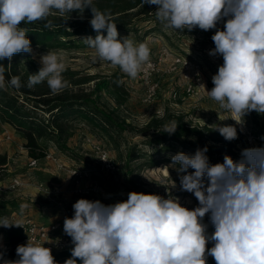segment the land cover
Returning <instances> with one entry per match:
<instances>
[{"label":"clouds","instance_id":"clouds-1","mask_svg":"<svg viewBox=\"0 0 264 264\" xmlns=\"http://www.w3.org/2000/svg\"><path fill=\"white\" fill-rule=\"evenodd\" d=\"M145 4L156 6V18L166 29L215 30V47L208 55L222 57L223 63L212 76L211 90L200 87L227 114L224 120L235 121L217 124L214 130L226 141L238 139L237 126L244 131L247 115H264V0H142ZM85 9L91 10L89 23L96 36L83 41L96 59L136 79L150 60V48L128 36L119 38L112 15L98 10L93 0H0V61L33 54L22 24L43 21L51 29L50 16L59 13L66 23L71 13L82 15ZM39 63L38 72L28 77V88L46 82L55 95L68 87L66 63L58 53L40 54ZM10 67L0 63V90L24 86L19 76L6 80ZM161 127L171 136L178 121ZM208 150L205 145L191 155L178 152L166 166L176 170L180 191L194 195L195 208L183 206L170 191L167 198L131 191L126 200L111 204L78 199L74 214L63 222L72 245L64 264H207L209 256L215 264H264V146L244 148L235 160L225 154L217 163L210 162ZM27 207L22 204L21 213ZM206 216L214 228L211 234ZM23 225V218L0 216L5 229ZM46 242L29 237L17 245L16 259H7L0 245V264H57Z\"/></svg>","mask_w":264,"mask_h":264},{"label":"rangeland","instance_id":"rangeland-1","mask_svg":"<svg viewBox=\"0 0 264 264\" xmlns=\"http://www.w3.org/2000/svg\"><path fill=\"white\" fill-rule=\"evenodd\" d=\"M93 4L98 10L114 16L138 9L142 6V0H93ZM155 10L156 6H153L149 18L138 16L124 30L118 31L119 38L128 36L137 43H146L150 48V60L134 80L109 62L96 59L95 51L83 41L88 36L73 37L70 44L59 48L33 46V54L27 53L28 59H23L21 66L32 73L38 72L41 67L40 54L54 51L66 63L63 73L65 79L83 82L86 77H92L93 80L88 83L68 85L64 90L77 95H89V99L100 110L115 115L125 122V126L120 135L109 137L95 125L80 117L74 118L64 149L52 139L39 140L47 156L33 168L28 166L30 158L24 148L25 140L11 125L0 121V159L5 161V164H0V216H21V205L26 204L28 207L23 212L35 220L45 224L64 222V218L69 217L67 206L80 198L111 204L126 200L131 191L159 194L165 198L170 191L172 196L179 197L183 206L189 209L198 206L193 194L180 191L176 170L166 167L171 164V156L184 151L177 150L150 158L152 148L145 144L146 136L141 129L152 118H161L166 114L181 115L188 125L212 129L217 124H235L231 119L224 120L227 114L205 90L197 96L184 97L183 81L179 71L173 70L170 56L172 53L179 54L197 61L208 91L213 87L212 76L218 71L223 59L208 55V51L215 47L211 39L215 30L196 28L191 32H182L166 29L157 20ZM70 17L91 20L92 13L90 9H85L82 15L73 12ZM150 66L153 67V73L149 79L158 84V91L153 99L145 102L146 71ZM114 75L119 77L127 95L121 105L115 102L112 86L103 84L111 81ZM98 83L100 85L97 87ZM174 92L177 96L173 98ZM38 115L47 117L42 113ZM245 120L243 132L237 126L238 139L229 142L223 138L220 144L206 143L211 163L223 162L225 154L235 160L244 148L264 146V139H261L264 137V115L252 112ZM132 148L134 153L141 152L145 156L135 161L127 160V153ZM184 153L191 155L187 151ZM103 154L108 157L106 163L102 160ZM158 159L165 162L153 166ZM14 179H18L22 186L12 190L10 185ZM173 181L177 185L175 188H171ZM38 184L42 185V189ZM204 223L208 224L207 231L211 234L214 228L210 220L206 222L204 218ZM5 244L3 227H0V245Z\"/></svg>","mask_w":264,"mask_h":264},{"label":"trees","instance_id":"trees-1","mask_svg":"<svg viewBox=\"0 0 264 264\" xmlns=\"http://www.w3.org/2000/svg\"><path fill=\"white\" fill-rule=\"evenodd\" d=\"M153 6L145 4L134 11L112 16L117 24V30H124L125 26L129 25L138 16L149 18ZM48 19L52 20L54 24L51 29L45 28L43 21L21 25L28 29L27 35L32 47L59 48L70 44L73 37L96 35V32L90 26V20L72 19L70 17L64 23L65 17H61L59 13L50 16ZM23 59H28L27 53L16 54L11 61L7 59L0 61L6 67L9 64L11 65L6 71V80L13 75L19 76L24 85L20 89L6 87L0 90V121L11 125L25 140L24 148L27 150L28 158L39 161L47 156L46 151L39 144V140L42 138L52 139L57 146L64 149V145L71 134L69 126L74 118L80 117L86 122L95 125L102 132L108 134L109 137H116L121 134L125 122L120 121L118 117L111 113L100 110L89 99L90 97L87 94L77 95V93H69L67 90H63L59 94L54 95L46 82H42L33 88H28V77L34 73L21 66ZM65 80L69 82L68 85L78 86L93 79L92 77H86L83 82ZM103 84L106 87L112 86L115 92V102L121 105L127 95L123 90L119 77L114 75L111 81ZM99 85L100 83L97 84V87ZM39 113L45 114L47 117L44 118L38 115ZM173 119L178 121V127L176 132L169 136L167 133L162 132L161 126ZM141 132L146 136L145 144L152 148V157L150 158H153L154 155L175 153L177 150L194 154L198 147L203 148L208 142L216 144L223 142V137L214 129L188 125L181 115L166 114L161 118H152L144 125ZM143 156L145 155L141 152L134 153L132 148L127 153V160L135 161ZM164 162L163 159H158L153 163V166H158ZM0 164H5L3 158L0 159ZM72 205L66 208L69 217L74 214ZM205 220L208 222L209 217L206 216ZM3 233L8 245L5 250V256L7 259H16V247L24 236L15 227L11 229L3 228ZM211 246L212 243L207 245L208 248ZM70 255L71 253L53 254L57 264H64V261L70 258ZM207 264H215L214 259L209 256Z\"/></svg>","mask_w":264,"mask_h":264},{"label":"built area","instance_id":"built-area-1","mask_svg":"<svg viewBox=\"0 0 264 264\" xmlns=\"http://www.w3.org/2000/svg\"><path fill=\"white\" fill-rule=\"evenodd\" d=\"M172 58V67L173 70H178L181 80L183 81V94L184 97H194L203 92L204 89L200 87L201 84L206 86L205 81H203L201 75L200 65L197 61L190 59L189 57H182L179 54H173L170 56ZM146 71V93L144 95V101L149 102L154 98V95L158 91V84L153 83L149 79L153 73V67L150 66ZM177 96V93H173V98ZM103 162L108 161L107 155H102ZM39 161L34 159H29L28 166L35 167ZM110 167V165H107ZM22 184L18 179H14L10 188L12 190L18 189ZM38 187L42 189V185L38 184ZM12 219H18L15 216L11 217ZM24 220V228L15 227L20 230L23 234V239L19 242V245L27 243L29 237L32 240L44 243L50 240V243H45V247L51 248L52 254L60 253H71V238L68 237L63 231V222L57 221L54 223L45 224L41 221L35 220L28 215L21 216ZM8 247L7 243L3 246V249L6 250Z\"/></svg>","mask_w":264,"mask_h":264},{"label":"crops","instance_id":"crops-1","mask_svg":"<svg viewBox=\"0 0 264 264\" xmlns=\"http://www.w3.org/2000/svg\"><path fill=\"white\" fill-rule=\"evenodd\" d=\"M24 215H28L27 213H25V212H23L22 214H21V216H24ZM16 216H18V215H16ZM20 215L18 216V217H16V218H20L21 217ZM29 216V215H28ZM55 222H57V221H55ZM52 223H54V222H52Z\"/></svg>","mask_w":264,"mask_h":264}]
</instances>
